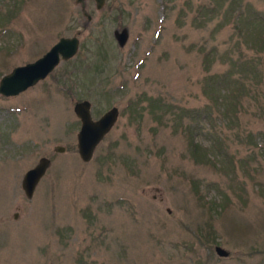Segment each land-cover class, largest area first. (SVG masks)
I'll list each match as a JSON object with an SVG mask.
<instances>
[{
    "label": "rangeland",
    "instance_id": "374dc122",
    "mask_svg": "<svg viewBox=\"0 0 264 264\" xmlns=\"http://www.w3.org/2000/svg\"><path fill=\"white\" fill-rule=\"evenodd\" d=\"M85 10L0 0V77L78 39L44 79L0 95V264H264V0ZM83 99L92 119L118 111L88 162L72 111ZM41 156L27 198L21 177Z\"/></svg>",
    "mask_w": 264,
    "mask_h": 264
},
{
    "label": "water",
    "instance_id": "95a60500",
    "mask_svg": "<svg viewBox=\"0 0 264 264\" xmlns=\"http://www.w3.org/2000/svg\"><path fill=\"white\" fill-rule=\"evenodd\" d=\"M79 5L82 15L86 20L90 15L85 10V0H74ZM95 8H100L104 0H93ZM122 37L118 38L120 43ZM78 47L76 36L59 37L41 56L23 65L14 66L9 72L0 77V95L15 96L27 88L33 86L38 81L44 79L59 61L71 58ZM72 111L79 121V127L75 134L76 152L82 162H88L93 151L102 138L108 133L117 118V109L112 106L96 119L91 118L90 102L86 99L73 103ZM61 146H56L54 150L62 151ZM50 161L41 156L37 162L28 168L20 180V188L25 197L30 198L34 188ZM214 253L219 257L227 256L228 252L220 246L213 248Z\"/></svg>",
    "mask_w": 264,
    "mask_h": 264
},
{
    "label": "trees",
    "instance_id": "16d2710c",
    "mask_svg": "<svg viewBox=\"0 0 264 264\" xmlns=\"http://www.w3.org/2000/svg\"><path fill=\"white\" fill-rule=\"evenodd\" d=\"M201 9L202 10H200V11H203L204 9H203V7H201ZM250 34H251V31H250ZM258 46H260L259 47V49H258V51L257 52H260V49L262 48V46L261 45H258ZM220 95H222V98L221 99H225V98H227V97H230L231 95L229 94V89L228 88H226V87H220ZM231 107H233V106H231ZM201 126V125H200ZM198 128H199V126H198ZM198 131L199 132H201L202 131V129H201V127L198 129ZM207 143V142H206ZM203 144V143H202ZM197 145L198 146H201V147H203V148H207V146L205 145V144H203V145H201V143H198V144H195L194 145V149H193V152H192V155H193V153H195L194 154V156H196V158H198V159H200L203 155H205L206 154V152H203V153H198V154H196V147H197ZM205 153V154H204ZM210 156V155H209Z\"/></svg>",
    "mask_w": 264,
    "mask_h": 264
}]
</instances>
